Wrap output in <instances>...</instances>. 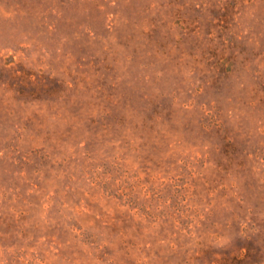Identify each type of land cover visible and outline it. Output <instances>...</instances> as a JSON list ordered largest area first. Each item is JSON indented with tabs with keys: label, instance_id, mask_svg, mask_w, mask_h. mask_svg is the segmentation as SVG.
I'll return each mask as SVG.
<instances>
[{
	"label": "rangeland",
	"instance_id": "1",
	"mask_svg": "<svg viewBox=\"0 0 264 264\" xmlns=\"http://www.w3.org/2000/svg\"><path fill=\"white\" fill-rule=\"evenodd\" d=\"M0 264H264V0H0Z\"/></svg>",
	"mask_w": 264,
	"mask_h": 264
}]
</instances>
